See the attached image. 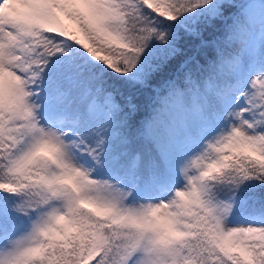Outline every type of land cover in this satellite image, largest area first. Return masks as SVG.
Here are the masks:
<instances>
[{
    "label": "snow or ice",
    "instance_id": "1",
    "mask_svg": "<svg viewBox=\"0 0 264 264\" xmlns=\"http://www.w3.org/2000/svg\"><path fill=\"white\" fill-rule=\"evenodd\" d=\"M0 264H264V0H0Z\"/></svg>",
    "mask_w": 264,
    "mask_h": 264
}]
</instances>
